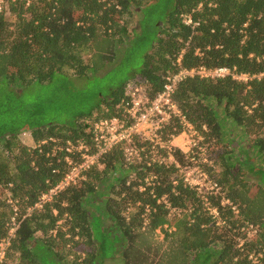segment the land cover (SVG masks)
<instances>
[{"label": "trees", "instance_id": "trees-1", "mask_svg": "<svg viewBox=\"0 0 264 264\" xmlns=\"http://www.w3.org/2000/svg\"><path fill=\"white\" fill-rule=\"evenodd\" d=\"M143 1L6 0L0 13V78L26 85L50 81L58 73L82 77L99 70L126 42L135 15L132 4ZM170 1L143 67L112 90L100 113L81 116L72 125L20 131L0 125V243L9 235L13 203L19 207V227L1 264H95L100 249L85 198L94 199L97 192L107 194L106 210L130 242L127 264H255L253 252L262 254L264 264V184L231 164L223 127L227 119L242 127L264 162V0ZM198 66H226L249 75L248 80L187 77L173 95L207 144L210 159L204 168L220 190L205 195L219 210L220 222L175 163L155 158L166 155L165 149L152 152V143L139 138L140 158L127 160L125 145H118L82 180L35 208L68 170L61 146L68 140L93 146L94 123L122 115L130 85L153 100L166 75ZM24 130H31L36 146L20 139ZM184 130L174 117L162 138L169 141ZM174 155L179 163L190 159L179 149ZM256 170L264 178V168ZM249 224L257 229L254 236H248Z\"/></svg>", "mask_w": 264, "mask_h": 264}, {"label": "rangeland", "instance_id": "rangeland-1", "mask_svg": "<svg viewBox=\"0 0 264 264\" xmlns=\"http://www.w3.org/2000/svg\"><path fill=\"white\" fill-rule=\"evenodd\" d=\"M170 2L145 0L139 6L132 4L135 15L130 23L126 42L117 45L115 55L107 58L102 68L91 70L86 76L58 73L50 81H34L26 85L19 82L11 84L5 78H0V125L18 131L32 125H72L81 116L94 111V114L100 113L98 109L109 99L112 90L143 67L146 55L158 37L157 24L164 26L163 19ZM68 72L71 74V70ZM219 112L225 117L222 108ZM225 122L224 139L232 148L231 164L242 166L251 181L264 184L263 176L256 170L258 167L264 168L262 157L251 146L242 127L229 119ZM19 135L27 145L35 144L31 130H24ZM181 135L176 142L181 145L192 142L196 154L193 161L189 159L182 165H200L206 171L204 166L210 159V154L207 152V144L199 137V132L194 133L188 129ZM254 165L255 168H251ZM106 197L105 192H97L94 199L90 196L85 198L94 237L100 249L95 264H127L125 251L130 242L116 225L114 217L107 212ZM158 234L162 237V233ZM166 258L167 253L162 255L164 262Z\"/></svg>", "mask_w": 264, "mask_h": 264}, {"label": "built area", "instance_id": "built-area-1", "mask_svg": "<svg viewBox=\"0 0 264 264\" xmlns=\"http://www.w3.org/2000/svg\"><path fill=\"white\" fill-rule=\"evenodd\" d=\"M6 0H0V13L6 8ZM187 23H192V19L187 17ZM181 58L179 59V62ZM199 75L201 77H225L232 75L239 80H248L249 75L245 73H237L231 68L222 66L216 68H207L206 66H198L192 68H181L174 74H168L165 77L163 90L153 99L150 100L143 90L135 86H129L127 94L130 96L128 102L124 107L122 115L113 116L110 118H101L94 123L93 126V146L79 141L73 142L68 140L60 149H64L65 161L68 164V170L60 182L52 187L47 192H44L39 201H37L35 208H42L46 203L50 202L54 196L72 184H76L85 177V173L94 167L100 157L107 153L112 148L118 145H125V156L127 160L133 161L140 158L141 151L136 145L135 138L152 143V152L155 150L165 149L166 155L155 156L160 162H173L183 173L185 181L193 188H195L204 199L207 200L206 193H218L220 188L218 184L210 177L209 173L205 171L200 165H185L176 160L174 151L181 150L192 161L196 158L194 146L192 142L178 144L176 141L188 129L198 133L196 128L188 122L186 117L182 115L180 108L174 101L173 95L179 82L187 77H194ZM260 76H264V73ZM174 117H179L181 122L185 125V130L179 135H173L172 139L165 141L162 138L161 131L163 127L170 122ZM32 133V132H31ZM181 135V136H180ZM203 139L201 136H199ZM51 140H53L51 138ZM48 140H42L41 143H46ZM196 142L194 143V145ZM35 143L32 146H36ZM57 148H55L56 150ZM9 202L13 203L12 199ZM230 203L229 200H226ZM206 205L211 214L221 221L219 210L210 205L207 200ZM31 210V209H30ZM19 207L16 202L13 203V215L10 220L9 235L0 243V264L4 261L6 251L10 245L12 237L19 227ZM248 236H254L257 229L253 224L247 227ZM261 253H252L251 258L255 264H263L260 257Z\"/></svg>", "mask_w": 264, "mask_h": 264}, {"label": "crops", "instance_id": "crops-1", "mask_svg": "<svg viewBox=\"0 0 264 264\" xmlns=\"http://www.w3.org/2000/svg\"><path fill=\"white\" fill-rule=\"evenodd\" d=\"M107 195V194H106Z\"/></svg>", "mask_w": 264, "mask_h": 264}]
</instances>
